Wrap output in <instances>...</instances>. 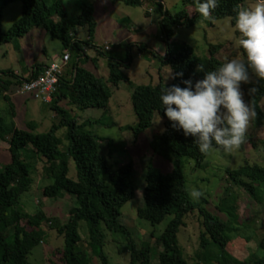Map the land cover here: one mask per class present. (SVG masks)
<instances>
[{
    "label": "trees",
    "instance_id": "1",
    "mask_svg": "<svg viewBox=\"0 0 264 264\" xmlns=\"http://www.w3.org/2000/svg\"><path fill=\"white\" fill-rule=\"evenodd\" d=\"M14 1L20 3V13L7 29L2 30L0 25V44L12 42L36 27L42 29L51 39L57 40L61 49L69 52V57L72 53V61H67L64 66L56 90L48 103L49 109L57 116V121H53L46 131L34 132L36 124L33 121L26 122L23 129L18 128L11 121L5 123L0 116V141L5 142L9 155L8 162L0 168V264H30L27 255L32 247L41 242L44 235L41 224L44 221H49L50 227L62 238V264H89L87 252L98 257L101 264H107L102 251V228L120 236L119 250L127 252V264L150 263L151 243L148 240L135 241L127 226L119 220L121 206L134 197L132 162L127 161L112 168L99 152V138L86 129V126L91 124H115L113 121L105 122L104 117L111 96L109 87H116L119 82L127 85L131 109L135 116L134 124L124 126V129L131 132L133 142L152 125L154 115L162 120V130L152 135L148 142L149 159L143 175V203L136 209V216L146 220L151 226L170 216L159 235L154 236L149 232V238H153L159 247L156 254L157 264H198L188 262L182 256L176 233L180 227L185 226L186 215L196 208L185 186L182 174L184 162L191 159L194 168H202L206 156L200 153L193 137H186L182 129L172 127L160 97L165 87L174 84L186 87L182 83L183 80L191 79L194 89L196 81L203 79L205 72L215 70L223 62L215 57L220 48L219 44H208L207 56L200 58L195 55L193 48L184 42L171 51L169 42L176 27H189L201 20L210 26L213 20L227 17L229 24L235 26L238 6L242 7L244 0H219V7L212 14L214 19L210 20H205L196 12L195 0H179L182 8L173 13L168 12L160 0H148L158 15V37L164 44V53L159 54L139 42L134 43V46L139 55L147 53L158 61L159 66H167L173 74L183 73L182 77L170 79L169 83L158 80L154 85H134L122 73L121 69L130 62L129 56L125 60L105 57L106 77L96 74L97 58L102 51L100 47L89 42L95 19L92 4L87 0H78L79 13L73 21L67 17L62 0H0V18L2 7ZM118 1L133 7L141 4V0ZM77 26L86 28L87 40L76 38ZM87 46L93 48L94 55L85 53ZM240 50L244 59L243 50ZM199 65H203L205 72L198 71ZM33 67L28 77H22L8 69L0 70V97L7 105L11 104L8 95L16 90V86L41 71L40 65L34 64ZM252 81V84H247L243 89L244 99L255 106L259 116V103L264 99V80L256 77ZM252 86H255L257 91L250 96L248 89ZM61 100L79 110L100 109L102 115L98 119L77 122L65 109L58 106ZM10 116H13L11 111ZM60 128L65 129L64 138L67 142L63 151L58 148L60 139L56 136V131ZM106 145L108 154L119 150V146L113 145L111 141H106ZM26 150L32 152L30 157L24 156ZM155 157L167 161L170 169L162 172L156 168L152 162ZM68 158L73 162L74 179L67 176ZM35 160L40 163L41 176L50 179V182L41 188L43 197L55 199L69 194L74 198V205L67 210L63 223L51 221L41 212L29 214L18 205L20 195L27 191L32 183L31 174ZM224 179L227 185L221 196V203L226 201L225 197H228L231 187L242 190L256 204L262 203L264 167L244 162L237 169H226ZM232 209L235 211V205H231L228 211L231 213ZM198 213L201 229L194 257L202 260L204 264H210L212 261L216 264H227V261L238 263L226 250L230 241L229 233L235 231L234 227L205 208L198 207ZM234 217L235 215L232 216L233 219ZM20 220H23V224ZM80 220L86 224L87 252L76 248L80 240L77 232ZM257 246L264 249V236L259 238ZM241 264H264V255L241 261Z\"/></svg>",
    "mask_w": 264,
    "mask_h": 264
},
{
    "label": "rangeland",
    "instance_id": "2",
    "mask_svg": "<svg viewBox=\"0 0 264 264\" xmlns=\"http://www.w3.org/2000/svg\"><path fill=\"white\" fill-rule=\"evenodd\" d=\"M87 1L92 4L95 19V27L89 42L101 48L102 54L98 56L99 61L104 62L105 57L125 60L129 56L130 62L121 71L132 84L154 85L158 80H161L162 83L170 82V79H167L170 69L167 66H159L158 61L147 53L139 55L133 43V41L138 40L147 48L152 47L158 53H164V44L158 37L159 29L156 21H154L158 15L155 14L154 7L148 0H143V2L148 3V8L151 5L152 11L149 13L142 10L141 7L127 6L118 0ZM160 2L170 13L182 8L179 0H160ZM256 3L257 0H244L242 7H254ZM62 5L67 17L73 21L79 13L78 0H62ZM148 8L146 6V10ZM19 13L20 3L18 1L3 6L0 18L1 29H7L17 19ZM145 13H148L149 17ZM87 35L85 27H75V36L78 40H87ZM238 38L239 33L235 26L229 24L227 17H222L213 20L210 26L201 20L189 27H176L169 44L171 51H173L179 43L184 42L190 45L195 55L200 58L207 56L208 44H219L220 48L215 53V57L225 63L227 60L237 57L243 59L241 50L237 47ZM105 43L108 47L106 50L103 48ZM60 50L61 45L57 40L51 39L42 29L36 28V30H31L28 34L12 42L0 44V70L8 69L25 75L28 66L40 65L45 56L48 57L53 52L59 53ZM85 53L89 56L94 55L93 48L87 46ZM71 61L72 53H70L69 62ZM250 75L252 80L256 78L251 70ZM246 85H241L242 91ZM109 88L111 96L108 100V111L104 121H113L115 124L113 126H105V123L91 124L87 125L86 129L99 138V152L112 168H116L127 161L132 162L134 197L121 206L119 220L127 226L135 241L148 240L151 243L149 264H157L156 254L159 247L153 238H149V232H152L154 236L159 235L170 216L164 217L158 224L151 226L146 220L138 218L135 211L143 203V175L149 159L148 142L152 135L162 130V120L154 115L152 125L133 142L131 132L124 129L125 125L135 123L127 85L124 82H119L116 87ZM8 97L9 103H11L9 105L0 97V116L5 123L11 121L16 127L23 129L26 122L33 121L36 124L34 132H44L53 121H57V116L49 109V104L34 98L32 93L18 94L13 90ZM58 106L65 109L69 116L77 122L86 119H98L102 115L100 109L79 110L66 103L65 100L59 101ZM259 106L261 113L257 119L250 123L246 140L240 149L232 154H225L222 150L215 151L205 157L202 168H194L191 159L184 162L182 174L188 195L192 188L198 190L202 188L205 192V195L198 202H194L189 195L196 204V208L186 215L185 226L180 227L176 233L177 244L181 249L182 256L188 262L204 264L202 260L194 257L198 249V234L201 229L198 207L205 208L224 222H230V225L234 227L235 231L229 233L230 241L226 250L232 258L237 260L238 263L236 264L264 255V249L257 246L259 238L264 236V192L262 203L256 204L242 190L231 187L227 194L228 197H225L226 201L221 203V196H223L227 185L224 179L226 169H237L244 162L255 163L264 167V99L259 103ZM252 130L253 133H250ZM64 133V128L56 131V136L60 139L58 146L60 151H63L67 144ZM106 141H111L113 145L119 146V150L108 154ZM4 147L5 142L0 141V168L9 160L8 152ZM31 153L30 150H26L23 154L25 157H30ZM28 161L30 162V160ZM152 162L162 172H167L170 169V164L159 157L153 158ZM34 163L35 167L31 174L32 183L30 188L20 195L18 205L20 204L21 208L29 214L41 212L51 221L56 220V222L63 223L66 220L67 210L74 205V198L69 194H63L55 199L43 197L41 188L48 184L50 179L43 178L39 170L40 163L36 160ZM67 169V176L74 179V166L70 158L67 160ZM231 205H235L236 209L235 211L232 209L230 213L228 209ZM234 215L233 219L232 216ZM11 219L14 218L11 217ZM48 222L44 221L41 224V228L44 230L42 240L32 247L27 255V261L30 264H62L60 258L62 238L50 227ZM20 223L23 224V220H20ZM77 232L80 240L76 244V248L86 251L87 230L84 221H78ZM102 232L104 234L102 251L106 256V263L127 264V252L119 250V246H121L120 236L103 228ZM87 255L89 256V264H101L98 257L89 255L88 252ZM210 264L216 263L212 261ZM227 264L235 263L227 261Z\"/></svg>",
    "mask_w": 264,
    "mask_h": 264
},
{
    "label": "clouds",
    "instance_id": "3",
    "mask_svg": "<svg viewBox=\"0 0 264 264\" xmlns=\"http://www.w3.org/2000/svg\"><path fill=\"white\" fill-rule=\"evenodd\" d=\"M218 7L219 0H195L196 12L205 20L214 19L212 14ZM235 28L239 33L237 47L243 50L244 59L227 60L208 72L199 65L198 71L205 76L196 81L194 89L191 79L183 80L186 87H165L160 97L172 127L193 137L205 156L220 150L232 154L240 149L250 123L258 117L255 106L245 101L241 85L253 83L250 70L264 80V0H257L254 7L238 6ZM182 76V72L173 74L170 70L167 79ZM256 91L252 86L248 94ZM189 195L198 202L205 192L192 188Z\"/></svg>",
    "mask_w": 264,
    "mask_h": 264
},
{
    "label": "built area",
    "instance_id": "4",
    "mask_svg": "<svg viewBox=\"0 0 264 264\" xmlns=\"http://www.w3.org/2000/svg\"><path fill=\"white\" fill-rule=\"evenodd\" d=\"M103 48H107V43L104 44ZM68 60L69 52L63 49L59 55L52 57L48 63L43 65L39 73L22 80L17 86L15 93L23 94L29 92L42 103H49Z\"/></svg>",
    "mask_w": 264,
    "mask_h": 264
},
{
    "label": "crops",
    "instance_id": "5",
    "mask_svg": "<svg viewBox=\"0 0 264 264\" xmlns=\"http://www.w3.org/2000/svg\"><path fill=\"white\" fill-rule=\"evenodd\" d=\"M145 4V5H144ZM150 4H151V2H150ZM146 6H147V8H148V3L147 2H143V0H141V4H140V6H138V7H141L142 8V10H145V12H151L152 11V7H151V5H149V8H148V10H146ZM163 7H164V5H163ZM165 8V7H164ZM166 9V8H165ZM148 13H145V14H148ZM144 14V15H145ZM148 17H149V14H148ZM154 21H156V23H157V19L156 20H154ZM31 30H36V27L35 28H32ZM31 30H29L28 32H31ZM28 34V33H27ZM34 34H36V33H34ZM139 39V38H138ZM138 42H140V41H138V40H136V41H133V43H138ZM142 42V41H141ZM150 49H153L152 47H149ZM154 50V49H153ZM61 51H62V49L60 50V52L59 53H51L48 57H46L45 56V58H44V60H43V62H41L40 63V66L42 67L43 65H45L46 63H48L51 59H52V57H54V56H56V55H59L60 53H61ZM155 51V50H154ZM157 52V51H156ZM158 53V52H157ZM159 54H163V53H160L159 52ZM231 54V53H230ZM230 54H228V55H230ZM69 59H70V57H69ZM68 63H69V60H68ZM96 74H98L99 76H101V77H106V75H107V68H106V65H105V61L103 62V61H99V57L97 58V63H96ZM32 69H34V67H33V65L32 66H28V68H27V70H26V74L25 75H20L19 74V72H17V71H13L15 74H17V75H20V76H22V77H28L29 76V74H30V72H31V70ZM109 100H110V98H109ZM109 102V101H108ZM250 133H253V130L250 132ZM4 148H6V144H5V147Z\"/></svg>",
    "mask_w": 264,
    "mask_h": 264
}]
</instances>
